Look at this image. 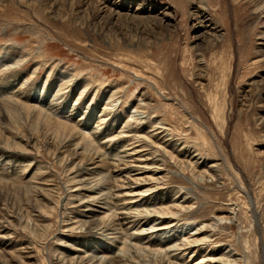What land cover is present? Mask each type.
<instances>
[{
	"label": "rangeland",
	"instance_id": "rangeland-1",
	"mask_svg": "<svg viewBox=\"0 0 264 264\" xmlns=\"http://www.w3.org/2000/svg\"><path fill=\"white\" fill-rule=\"evenodd\" d=\"M261 2L0 0V264H264Z\"/></svg>",
	"mask_w": 264,
	"mask_h": 264
},
{
	"label": "bare ground",
	"instance_id": "bare-ground-1",
	"mask_svg": "<svg viewBox=\"0 0 264 264\" xmlns=\"http://www.w3.org/2000/svg\"><path fill=\"white\" fill-rule=\"evenodd\" d=\"M81 1V0H80ZM261 7H260V10L262 11V12H264V0H262V2H261V5H260ZM97 9V8H96ZM53 123V122H52ZM59 127V126H58ZM65 129V128H64ZM69 135V134H68ZM123 137V136H122ZM91 138V137H90ZM118 138V137H117ZM7 143V142H6ZM13 144V143H12ZM144 146V145H143ZM124 149V148H123ZM134 149V148H133ZM137 151V150H136ZM149 152V151H148ZM108 153V152H107ZM124 155V154H123ZM133 155V154H132ZM148 155V153H143L142 155H141V157H140V159L138 160V163H140V162H142V164H137V165H134L133 166V168H137V169H153V166H149L148 164H151V162L149 163V160L150 159H154V157L152 156V157H148L147 156ZM136 158V157H135ZM84 169V168H83ZM137 179H139V178H135V180L133 179L132 181L133 182H138L137 181ZM140 180H142V179H140ZM141 182V181H140ZM140 182H138V183H140ZM96 183H94L93 185H95ZM93 185H91V186H93ZM125 187V186H124ZM97 188H99V186L97 187ZM93 190H95V189H93ZM148 190V189H147ZM168 209H170V208H162V209H159V210H156V211H151V212H154V214L157 216V215H159V216H165L166 217V213L168 212L167 210ZM154 210V209H153ZM94 212V211H98V210H94L93 208H84L83 209V212ZM137 211V210H136ZM148 211V210H147ZM138 212H140L139 210H138ZM171 212V211H170ZM126 213V212H125ZM87 214V213H86ZM139 214H141V212L139 213ZM146 214H150V213H146ZM142 215V214H141ZM151 216V215H150ZM149 217V216H148ZM147 217V218H148ZM171 217H173V216H171ZM97 218H100V216H98ZM152 227V226H151ZM184 238V237H183ZM188 239V238H187ZM194 241L193 240H187L186 241V243H188L189 245L188 246H194V243H193ZM184 244V243H183ZM177 245V244H176ZM187 246V247H188ZM174 248V247H173ZM172 249V248H171ZM93 257V256H92ZM118 257V256H117ZM112 257H110V258H108V260L109 261H113L114 260V258H112ZM93 259H94V257H93ZM212 261H218V260H216V259H213Z\"/></svg>",
	"mask_w": 264,
	"mask_h": 264
}]
</instances>
